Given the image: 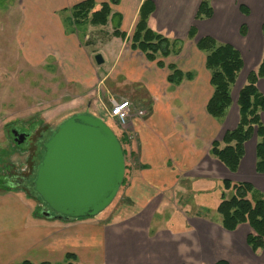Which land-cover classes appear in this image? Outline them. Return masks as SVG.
Segmentation results:
<instances>
[{
  "label": "crops",
  "instance_id": "crops-1",
  "mask_svg": "<svg viewBox=\"0 0 264 264\" xmlns=\"http://www.w3.org/2000/svg\"><path fill=\"white\" fill-rule=\"evenodd\" d=\"M38 1H47L48 5L39 6L41 12L32 13L30 16L37 18L34 19L37 29L47 32L38 26L44 21L46 25H52L56 32L57 44L50 46L52 42L48 35L43 45L45 47L48 45L49 50L52 51L50 54L59 58V67L66 80L97 90L100 97L98 101L106 108L107 113L113 99H128L137 110H144L147 113L144 118L133 117L128 123L130 128L128 134L131 133L133 139L136 136L135 142L139 149L137 161L141 160L142 167L131 174L126 195L128 204L139 212L136 214L129 212L125 217L119 218L117 221H120L122 226L115 222L101 224V220L94 222L92 218L70 220L46 217L47 221L35 219L38 223H34V220L31 223L28 220L32 211L27 212L17 200L12 201L11 195H15L13 192L0 189V264H21L24 261L33 264L44 262L64 264L67 254H74L77 257V264H216L220 260H227L232 264L226 257H216L219 252L213 250L225 241L241 245L239 253L248 257L249 253L242 247L243 237L240 239L238 236L242 230H245L244 236L247 239L251 232L250 227L243 224L234 232L226 231L219 222L208 220L210 215L205 212L209 211L203 212L196 208L200 210V215L191 214L193 216L190 219L191 225L183 232L164 230L157 231L151 236L150 224L157 209L165 202V195L176 188H180L181 193L185 190L207 192L212 188L214 181L220 184L225 179L233 182H250L256 189L263 188L264 175H257L255 166L248 165L250 155L255 158L256 165L257 143L253 147L250 146L252 140L246 143L245 156L237 173H232L220 161L213 158L210 150L215 140L222 141L224 134L234 130L238 125V96L234 97V87L243 78L241 90L247 83L249 73L256 71L264 59L262 34L264 0H213V17L205 20L196 19L203 0H150L155 5V11L149 19V27L170 40L181 41L179 46L181 52L178 55H171L166 59L160 57L159 61L162 60L166 65L174 64L184 72L193 73L195 65H200L203 59L204 68L208 72L205 66L206 55L196 46L197 40L206 36L214 37L220 43L233 45L243 56V71L232 88L233 104L230 108L232 111L233 108L236 109L235 114L233 117L232 113L228 115L229 108L226 115L228 118L224 124L212 118L206 111L211 94L206 103L201 102L197 106V115L192 114V108L189 124L191 129L193 128L194 137L190 138H185L184 133L181 132L178 134L182 138H178V134H175L177 133L175 130L182 131V126L187 128L188 124H177L175 116L179 113L173 107L175 103L179 104V89L183 90L184 87L186 93H189L192 88L185 87H190L189 85H192L197 78L194 76L191 81L184 80L178 86L172 85L167 80L169 76L167 67L161 68L157 62L149 61L141 51L131 49V37L145 0H118L117 4L111 6L112 13L106 26L113 22V28L108 33V39H94L96 41L93 43L102 44L94 54H89L84 49L77 36L69 38L61 24L60 15L62 13L71 15V9L82 0ZM94 1L100 5L111 0ZM224 6L225 8L222 9ZM241 6L247 8L248 15L241 11ZM252 10L260 13L258 20L254 21L250 18ZM219 12L223 13L221 19L224 21L225 31L218 34L206 25H208L207 21L215 23ZM240 12L249 17L242 23L247 27L245 36L240 33L242 25L237 35V27L231 19L234 14L239 15ZM229 14L231 18H227ZM30 16L28 15L27 19ZM84 24L88 27H101ZM192 27L197 29V37L194 40L189 39V31ZM116 30L124 33L125 37L116 35ZM93 32L96 37H102L99 35V30ZM92 40L90 36H86L87 43H91ZM187 41L191 42H189L191 46L183 45ZM98 54L104 60L101 65L95 61ZM173 57H180L186 61L169 62ZM104 65L105 70L102 68ZM119 81L143 90L149 105L145 107L146 102L142 99L138 101L137 94L140 93L138 90H135L136 96L130 99L108 87L110 82L113 84ZM262 82L264 83V80L258 83L259 90ZM208 83L212 88L210 78ZM103 98L108 100L109 107L104 104ZM172 98L173 100H170ZM95 104L88 112L101 117L96 111ZM195 130L200 136L194 132ZM206 141L207 143H204ZM182 180H187V183L181 184ZM129 229L130 231L126 232ZM195 236L201 237L197 243L194 241ZM219 236L221 238L223 236V240L218 239ZM247 247L253 256L260 257L262 253L264 254L263 250L254 253L249 246Z\"/></svg>",
  "mask_w": 264,
  "mask_h": 264
},
{
  "label": "rangeland",
  "instance_id": "rangeland-1",
  "mask_svg": "<svg viewBox=\"0 0 264 264\" xmlns=\"http://www.w3.org/2000/svg\"><path fill=\"white\" fill-rule=\"evenodd\" d=\"M42 5L47 7V1L0 0V189H9V191L15 194L11 195L12 201L17 200L19 205L23 206L27 212L30 210L32 211L28 220V222L31 223L33 220L34 223H38L35 222L36 220L47 221L46 216H43L38 211L39 202L23 190L5 186L3 174H6L8 171L15 175L17 173L23 174L25 168L27 172H29L33 167L34 160L37 161V150L42 146L43 142L50 137L52 131L70 116L88 112L95 102H97L95 108L98 115L113 128L119 139L123 138L124 141L127 140L125 142L126 144H123V149H126L128 153L126 159L127 183H129V179L134 170H138L142 167L140 163L141 160L137 161V158H139V153L137 154L139 149L135 142L136 136H134V139H128V135H131V133L128 134V130L130 129L129 124L124 130L115 125L108 116L106 108L98 101L100 97L98 96L97 90L68 82L59 67V58L50 54L52 51L51 49L49 50L48 45L47 47L43 45L44 39L48 35H50V41L52 42L49 45L57 44V34L52 28V25H46L44 21L40 22L38 26H41L47 32H43L35 26L34 19L37 18H32L30 15L32 13L37 14L41 12L39 11V6ZM224 8L225 6L222 9ZM251 13L250 18H252V20L255 21L259 19L260 13H258V11L253 12L252 10ZM28 15L30 17L27 19ZM222 15L223 13L219 12L215 19V23L213 21H207L208 25L206 26L218 32V34L223 30L225 31L224 21L221 19ZM60 17L62 19L61 24H63L62 28L65 34L70 36L69 38L77 36L82 46L89 54H94L102 45L101 42L93 43V41H96L94 39H108V33L111 32V28H113V22L109 23L106 27L103 26V28H101L102 26L100 28L88 27L82 23L75 24L70 13H62ZM227 18H231V15H227ZM248 18L249 17L241 12L239 15L236 13L232 16L231 19L237 27V35L244 19ZM95 30H99V35L102 37H96L93 32ZM86 36H90L93 39L91 43H87ZM189 42L190 41H187L183 45L187 44V46H191V42ZM103 49H105V47ZM183 61L186 60L180 57H173L169 60V62L178 63ZM102 68L105 70V65ZM193 73L197 79L192 85H189L190 87H185L192 88V90L186 93L187 91H185L184 87L183 90L179 89V104L177 105V103H175V107H173V109L176 108L179 113L178 115L175 114L177 124H188L186 125L188 126L187 128L182 126V131L174 129L177 131L175 134L177 135L180 132L184 133L185 138L194 137L193 128L191 129L189 124V120H191L190 116L192 114H198L197 106L201 104V102L206 103L208 97H210L213 92L208 83L210 74L204 68L203 59L200 65H195ZM242 82L243 78L240 79L238 85L234 87V97L238 96ZM108 87L113 91L124 94L130 99L136 96L135 92L137 91L135 90H138L140 92L139 95L137 94L138 101L142 99V101L146 102L145 107L149 105L144 91L133 87L131 84L129 85L127 82L122 83V81H119L113 82V84L110 82ZM260 87V91L264 93L263 82ZM170 100H173V98ZM103 101L104 104L109 107L108 100L103 98ZM192 108L193 112L191 114ZM233 109L232 111V108H230L228 112V115L232 113V117L235 114L234 112H236V109ZM227 118L228 116L221 119V121L219 120V123L224 124ZM262 118L264 121V112L262 113ZM12 128L18 131L31 133L26 148L23 146L14 147L13 136L10 132ZM194 132L200 136L198 131L195 130ZM178 138H182L180 134H178ZM204 143H207V141ZM255 143H257L256 137L252 139L250 146L253 147ZM36 163L38 162H35V164ZM248 165H251V167L255 166V158L251 155ZM27 166L29 168H27ZM254 172L255 171H253V173ZM127 183L120 189L112 205L99 216L92 218L94 222H97L95 220H101V224L107 222L119 224L120 221L117 220L121 217H125L129 212H132L131 214L139 212V210L134 209L132 205L128 204L129 202L126 195ZM185 183H187V180H182L181 184L184 185ZM257 189L262 192L264 196V186L263 188L258 187ZM223 191L222 181L220 184L218 181H214L212 188L207 192L196 190L189 192L185 190L181 193L180 188L171 190V192L165 195V202L162 203L163 206L161 205V207L157 209V213L152 219L150 224L151 236L157 231L164 230L183 232L184 229H188V226L191 225V217L200 215V210L203 212H205L204 210L209 211L205 212L207 215H210L208 220L214 223L219 222V225H221V216L217 212V207L221 201V194ZM231 195V192H227L228 197ZM20 206L19 209L21 208ZM196 208L200 210H196ZM191 214H193V216ZM134 222L135 220L132 221V224H134ZM120 226H122V223H120ZM129 231L130 229L126 232ZM245 233L246 231L242 230L238 238L240 237L241 239V237H243L242 247L249 253L248 257L243 253H239L241 245L236 243L230 244L228 241L213 248V250L216 249V252H219L216 254V257H226L232 264H241L242 262L264 264L263 253L260 257L253 256L252 252L248 249V245H246L245 241L246 236H244ZM215 237L217 236H214V238ZM200 238V236H195L194 241L197 243V241H200ZM218 239L223 240V236L222 238L219 236Z\"/></svg>",
  "mask_w": 264,
  "mask_h": 264
},
{
  "label": "trees",
  "instance_id": "trees-1",
  "mask_svg": "<svg viewBox=\"0 0 264 264\" xmlns=\"http://www.w3.org/2000/svg\"><path fill=\"white\" fill-rule=\"evenodd\" d=\"M213 0H203L196 15L197 20H205L213 17ZM118 0L98 5L94 0H82L71 9V17L75 24L87 23L93 26H106L112 13V5ZM244 14L249 13L245 6H241ZM155 11V5L150 0H145L139 11V20L131 37V49L141 51L151 62H157L161 68L169 70L168 82L178 86L184 80H193L194 73L184 72L174 64L166 65L159 58L166 59L171 55L181 52L179 40L169 38L154 32L149 27V19ZM246 25L240 29L245 36ZM115 34L125 37L124 33L115 31ZM264 38V25L262 26ZM197 37V29L192 27L189 31V39ZM197 48L206 55V69L210 73V84L213 93L207 103L206 111L214 119L221 120L227 115L233 104L232 88L243 71L244 60L241 52L231 44L220 43L211 36L202 37L196 42ZM260 80H264V59L256 71L249 73L247 83L240 90L237 100L239 108V121L234 130L227 131L222 141L215 140L212 143L210 154L220 161L232 173H237L245 156V145L254 137L256 144V173L264 175V94L258 88ZM126 139V137H125ZM122 146L126 144L120 139ZM127 159L128 153L124 149ZM125 177L123 186L127 183ZM224 191L217 212L221 216L222 227L229 232H234L240 225L247 224L251 232L247 236L246 243L250 249L257 253L264 249V196L262 192L250 182H233L225 179L222 181ZM227 192H231L230 197ZM74 254H67L65 264H77ZM21 264H33L24 261ZM41 264H50L44 262ZM216 264H230L227 260H220Z\"/></svg>",
  "mask_w": 264,
  "mask_h": 264
},
{
  "label": "water",
  "instance_id": "water-1",
  "mask_svg": "<svg viewBox=\"0 0 264 264\" xmlns=\"http://www.w3.org/2000/svg\"><path fill=\"white\" fill-rule=\"evenodd\" d=\"M95 61L104 62L100 54ZM126 170L122 143L111 126L99 116L79 113L65 119L44 143L33 189L47 218L91 219L115 201Z\"/></svg>",
  "mask_w": 264,
  "mask_h": 264
},
{
  "label": "flooded vegetation",
  "instance_id": "flooded-vegetation-1",
  "mask_svg": "<svg viewBox=\"0 0 264 264\" xmlns=\"http://www.w3.org/2000/svg\"><path fill=\"white\" fill-rule=\"evenodd\" d=\"M10 132L13 136L12 139H13V142L15 144L14 147L23 146L26 148V146L28 145V141L30 140V134L31 133L18 131V130L13 129V128ZM15 134L17 135V137L15 136ZM21 134L24 135L23 138L20 137ZM45 142L46 141H44L42 146L37 150L38 151L36 154L37 155L36 156L37 161L34 160L33 167L31 168V170L29 172H27V169L25 168V171L23 172V174L17 173L15 175V174H12L10 171H8L6 174H3V181H4L5 186L11 187V188H17L19 190H23L29 196L33 197L36 201L39 202L38 211L43 216H45L44 213L46 212L47 208H46L45 204L41 201V199L37 196V194L34 192L33 182H34L37 166L39 165L41 158H42V155H43V145ZM35 162H38V163L35 164ZM27 168H29V167L27 166ZM7 190H9V189H7ZM64 219H66V218H64Z\"/></svg>",
  "mask_w": 264,
  "mask_h": 264
},
{
  "label": "built area",
  "instance_id": "built-area-1",
  "mask_svg": "<svg viewBox=\"0 0 264 264\" xmlns=\"http://www.w3.org/2000/svg\"><path fill=\"white\" fill-rule=\"evenodd\" d=\"M111 104L112 105L108 111V116L115 123V125L122 130L127 128L129 121L133 117L142 118L147 114L144 110H137V108L133 107V105L127 99H113ZM128 139H133V136L128 135Z\"/></svg>",
  "mask_w": 264,
  "mask_h": 264
}]
</instances>
